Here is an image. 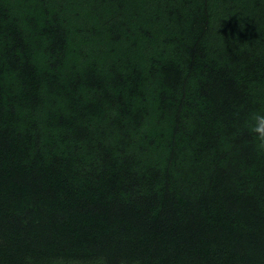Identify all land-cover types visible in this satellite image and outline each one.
Masks as SVG:
<instances>
[{
    "label": "trees",
    "instance_id": "obj_1",
    "mask_svg": "<svg viewBox=\"0 0 264 264\" xmlns=\"http://www.w3.org/2000/svg\"><path fill=\"white\" fill-rule=\"evenodd\" d=\"M0 264H264V0H0Z\"/></svg>",
    "mask_w": 264,
    "mask_h": 264
}]
</instances>
